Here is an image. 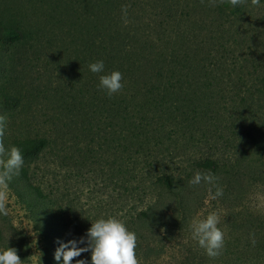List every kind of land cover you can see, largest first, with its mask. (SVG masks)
Listing matches in <instances>:
<instances>
[{
  "label": "rangeland",
  "instance_id": "rangeland-1",
  "mask_svg": "<svg viewBox=\"0 0 264 264\" xmlns=\"http://www.w3.org/2000/svg\"><path fill=\"white\" fill-rule=\"evenodd\" d=\"M50 2L0 0V20L34 31L45 24L42 15L47 12L45 7L51 8ZM79 4L87 11L81 12ZM170 4H177V11L181 12L179 20L172 21L171 26L175 27L172 29L179 32L178 29L182 27V30L185 29V37L191 33L190 27L202 24L209 26L206 42L213 40L210 31L216 32V29L218 33H225L229 39L236 38V41H226V55L219 53L214 59H210V54H205L202 50L197 54L189 52V59L184 57L182 60L177 59L176 65L174 63V74L162 69L161 74L164 75L159 77L155 67L143 72L146 75L136 72L130 79L132 84H127L124 78V88L111 97L99 88V76L119 71L121 65L116 57L110 61L107 56L98 55L90 63L103 61L104 72L96 74L84 69L78 79L76 67L81 63L72 58V62H68V55L70 50L85 47L75 40L69 44L62 43L65 46L60 50L52 48L42 57L44 59L33 53L31 60L21 61L8 58L11 56L8 45L0 43V92L16 93L22 97L21 103L9 109L0 104V115L6 118L4 136L0 140L6 149L28 143L37 147L30 154L21 150L24 164L9 182L12 188L8 185V214L0 215L1 250L20 238L28 247L24 248L27 251L25 258L21 255L22 252H17L24 264H44L46 255L43 253V244L49 245L50 241H55L58 237L52 240L47 238V241L42 233L48 235L57 231L58 236L70 235L80 222L87 219L93 221L91 217H101L99 206L116 205L113 203V200L117 201L116 197L112 200L109 194H114L112 182L106 181L103 172L110 168L114 159L112 145L117 146L113 141L97 147L94 132L102 129L105 135L104 132L111 127L109 120L112 118L115 123H119L120 118L116 116L117 111L113 106L100 110L99 116L91 115V111L101 107L103 101H114L117 95L122 99L130 95L149 102L150 106L141 103L142 107H126L125 112L130 114L133 122L138 123L141 119L147 124L149 136L143 142V159L147 158V154L151 157L157 155L154 150L156 147L161 151L165 149L166 154L172 155L168 160L172 162L171 166L166 171L177 180L184 179L197 163L204 160L211 159L224 164L227 155L229 156L228 150L233 151L235 156L241 155L244 160L264 166V0H260L259 6H252L251 1L244 3L231 12L223 9L219 0H216L215 5L212 0H80L78 8L83 17L80 19L82 22L78 23L81 27L84 21L92 20V28L86 24L83 29L89 38L97 31L109 27L113 30L118 20L120 27L117 26V29L128 30V33L124 37L120 30H115L118 35L116 39V33L111 31L115 35L112 41L121 48L127 47L129 52V48L134 50L132 45L136 46V43H132V33L135 30L140 31L138 36L141 38L148 30H156L159 24L169 25L164 12ZM122 5H128L130 23L127 26L121 18ZM119 12L121 15L117 19L101 21L103 16L117 15ZM53 32L58 34L56 26ZM121 35L124 39L119 37ZM81 37L80 32L79 40ZM97 42L100 43V40L97 39ZM102 45H97L99 51ZM206 46L208 50L218 49L217 44L213 47L212 43H206ZM121 48L119 54L122 52ZM88 52L92 53L90 49H84L86 55ZM50 56L55 58L50 60ZM176 66L183 72L179 73ZM5 68L11 75H18L16 85L11 78L4 83ZM90 72L92 78L89 76ZM141 75L144 76L143 79ZM164 77L170 82L191 78L189 80L194 81L197 88L185 87L182 93L179 92L180 95L177 94V99L166 97L170 92L168 88L162 89L159 97H152L147 83L154 80L167 82ZM96 82L98 85H95ZM87 83L95 85V94L90 88H87L86 93L84 87L88 86ZM126 90L128 91L125 92ZM185 94L190 96L191 103H185L179 98H183ZM173 106H176L177 112L172 109ZM133 109L135 115L132 114ZM121 126L123 131H131V125ZM247 134L250 136L247 137ZM259 137L261 148L256 146L253 139L258 141ZM102 139H111V135ZM39 142L42 144H38ZM149 147L151 149L146 151ZM132 164L134 165L130 168H134L130 172L142 176L145 174L146 162L141 161L135 165L132 161ZM23 168L27 170L29 180L21 175ZM32 182L41 188L46 196L45 200L36 196L30 186ZM137 183L133 180L130 187H135ZM143 188L139 195L129 198L122 205V214L129 215L144 210L153 203L158 189L151 184H146ZM212 191L214 193L216 190ZM244 192L247 193L241 202L234 204L237 206L234 214L242 212L244 219L247 216L249 221L258 224L260 220H264V183L257 181ZM207 195V190L201 193L202 200L193 221L203 219L211 212L219 215L218 227L224 232L222 254L215 259L210 258L193 238L192 225H187L184 236L182 233L181 237L187 238L184 243L190 239L192 244L188 247V244H178L180 239L173 241V248L168 247L161 258L150 260V264H229L231 252L226 244L241 237V232L228 228L229 204L221 197L208 201ZM33 214L36 215L35 218ZM103 214L102 211L101 215ZM187 248L194 249L198 254L201 252V258L185 262L187 256L184 250Z\"/></svg>",
  "mask_w": 264,
  "mask_h": 264
},
{
  "label": "trees",
  "instance_id": "trees-1",
  "mask_svg": "<svg viewBox=\"0 0 264 264\" xmlns=\"http://www.w3.org/2000/svg\"><path fill=\"white\" fill-rule=\"evenodd\" d=\"M49 1H51V8L45 7L47 12L42 15L45 24L40 25L34 31L30 32L23 26L17 27L11 23L0 20V43L8 45V50L11 54L8 58L14 61L31 60V55L35 53L39 56V58L44 59L42 57H45V55L48 54L49 50L52 48L57 47L60 50L65 46V44L62 43L69 44L75 40L85 47L70 50L68 55V62H72V59H74L81 63L76 67L78 79L81 77L84 69L89 70L88 64L93 60V58H96L98 55H102L107 56L110 61L112 58L116 57V60H118V63L121 65L119 72L123 75L122 83H124V78H126L127 84H132L130 79H132L133 75L135 76L137 74L136 72L141 74L146 70H151L152 67H155L158 69L157 73L159 77L164 75L161 74L162 69L174 74L176 70L174 63L176 65L178 63L177 59L182 60L184 57H187L189 52L197 54L200 50H202L205 54H210V59H214L216 56L220 55L219 53H224V55H226L224 49L226 41H236V38L232 39L231 37L229 39L225 36V33H218L216 29V32L213 30L210 31L213 40L211 42H206L205 40L208 39L209 26L202 24L197 25V27H190L191 33L185 37V29L182 30V27L178 29L179 32L172 29L175 28L174 26H171L172 21H178L181 12L177 11V4H170L166 7V12H164V17L169 19V25L159 24V27L156 30H148L146 34H142L141 38L138 36L141 34L139 33L140 31L135 30V32L132 33V43H136V46L132 45L134 50L131 51L129 48V52H127V47L121 48L118 43L112 41L115 37V35H113L115 30H120L119 32L123 33L124 37L128 33V30L119 28L120 26L118 20V25L113 24V30H111L112 27H109L108 29H103L97 31V33H93V35L88 38L83 29L86 28V24H89L91 28L93 24L92 20L88 19L82 23L83 26H79L78 22H82L80 19L83 17L78 8L80 0ZM85 1L88 2V0ZM250 1L251 0H246L245 3ZM222 8L231 12L236 10L238 7L232 8L227 3H224ZM83 9L84 8L81 6V12L87 11ZM118 15H121L120 12L117 15L107 14L103 16L101 21L105 22L110 18L117 19ZM189 15L191 14L189 13ZM120 19L121 18L119 16V21ZM55 26L57 27L58 34L53 32V28ZM117 26H119L118 29ZM67 28L73 29L74 31ZM143 29L144 28H142V30ZM80 32L82 33V37L79 40ZM123 35L119 37H123ZM96 36H98L97 39L100 40V43L97 42ZM117 38L118 35L116 33V39ZM141 39L144 41H140ZM206 43H212L213 47L217 44L218 49L208 50L206 48ZM100 44H103L101 51L97 49V45ZM200 45L202 47H200ZM21 46L23 47L20 48ZM77 46L78 45H76V48H78ZM86 48L90 49L92 53L88 52V55H86V53H84V49ZM120 48L122 50L121 54H119ZM117 51L118 53H116ZM117 54L119 55L117 56ZM54 58L55 56H50V60H53ZM219 67L222 68V66ZM181 72L183 71L179 69V73ZM3 73L4 83L7 82L9 78L13 80L14 85H16L19 81L18 75L16 73H12L13 75H11V72H8L7 68L3 70ZM143 74L146 75V73ZM89 76L92 78L93 75H91V72ZM143 77L144 76L141 75V79H143ZM164 79L167 82L161 81L160 83L158 80H154L153 82L150 81L147 83L150 90L148 92L152 95V97L158 96L162 93V89L166 90V88H168L170 92L166 94V97H173L177 99L178 95H180L179 92L182 93L185 87L192 86L197 88L194 81L192 82L189 80L191 78L185 77L182 81L173 80L171 82L165 77ZM166 83H169L170 85H166ZM91 84L87 83L88 86L85 85V91L87 93V88H90L95 94L96 90L93 87L98 85V83L96 82L95 85ZM127 91L128 90L125 92ZM127 97L128 98L126 99H122L117 95L114 101H103L101 107L95 108L91 111V115L99 116L100 110L113 106L115 107V111H117L116 116H119L120 118L119 123H115L112 118L109 120L111 127L107 128V132H104L105 135L103 134L102 129H96V132H94L95 144L97 147L102 143L108 144L113 141L116 143L117 147L112 145L114 155V159L111 163L112 169L110 166L108 170L103 172V176H105L106 181L112 182L111 185L114 194H109L111 195L112 200L116 197L117 201L114 202L113 200V203H116V205H112L111 207H105V205L99 206L98 212L101 217H91V219L95 221L100 218L115 217L124 221L128 229L137 234L138 246L136 248V253L141 260V264H150V260L161 258L164 251L167 250L168 247L173 248V241L180 239L178 244L182 243L183 246L188 244V247L192 244L190 239H188V242L184 243V239L187 238L181 237V234L183 233L184 236V232L186 230L185 227L187 225H192L193 218L196 215L198 206L202 200L201 193H204L210 186L203 183L201 185L193 186L189 184V181L193 178L197 171L202 173L211 172L215 177H217L215 182L216 185L223 189V196H221V199L226 201L230 207L229 218L227 219L228 228L241 232V237L234 238L226 244V247L231 252L229 264H264V220H260L257 224L254 221H249L247 216L246 219H244L242 212L237 215L234 214L237 207L234 204L235 202H238V204L241 202L244 195L247 193L244 191H247V189L257 181L264 183V166L258 162L254 164V162L244 160V157L241 155L235 156L233 151L230 152V150L227 149L229 151V156L227 155L224 164H219L211 159L204 160L197 163L192 170L185 175L184 179L177 180L166 171L171 166L172 162L168 160L171 159L172 155L169 156L166 154L165 149H162L161 151L159 147H156L154 150L157 151V155L151 157L147 154V158L143 159L145 154L143 151V142L149 136V132L146 129L147 124H145V120L141 119L138 120V123L133 122L130 114L125 112V108L130 106L142 107L140 105L141 103L142 105L147 104L148 106H150V104L146 99L130 95ZM179 98H181L185 103H191V98L187 94H185L183 98L181 96ZM21 102L22 97L20 98L16 93L13 94L7 91L0 92V104L6 109L12 108L14 105ZM172 109L176 111V106H173ZM132 114L135 115L134 109ZM122 124L131 125V131H123L121 126ZM155 133L157 135V132ZM108 135H111V139H102ZM249 136L250 135L247 134V137ZM100 139L102 140L100 141ZM253 139L256 141V146L261 148L262 143L260 137L258 141L256 138ZM38 144L41 145L42 143L39 142ZM163 146L165 145L163 144ZM18 148L20 150H25V154H30L32 150L37 147L35 148L33 144L28 143L18 144ZM150 149L151 148L149 147L146 151H149ZM131 160L134 161L135 165L141 163V161L146 162L147 168L143 176L129 171L134 168H130L134 165ZM127 161L130 162V164H127ZM21 175L29 180L26 169L23 168L21 170ZM133 180L138 183L135 187L131 188L130 184ZM143 184H151L158 189L153 203L148 205L144 210L137 211L129 215L122 214V205L129 200V198L139 195L144 189ZM30 186L35 191L37 197L45 200L46 196L42 193V190L38 187V185L32 182L30 183ZM10 188L12 187L10 186ZM212 190H216V188L213 187ZM14 194L16 196L18 195L15 190ZM24 209L29 213L26 207H24ZM102 211L104 212L103 215H101ZM32 216L34 218L36 217L35 214ZM90 227L91 221H88L87 219L84 222H80L78 226L75 227L73 232L67 236L62 234L58 236L57 231L49 233L48 235L47 233H42L44 240L47 241L48 239L52 240L54 237H58L55 241H50L49 245L48 243L43 244V253L46 255L44 256L46 260L44 264H63L62 258L60 261H56L54 259V253L59 247L58 242L67 243L69 240L78 241L82 237L86 241V233ZM253 236L256 241L254 246L252 244ZM1 240L2 239H0V242ZM86 246V243L78 244V247ZM8 247L15 248L17 252L19 250L22 252L21 255L23 258H25L27 251L24 248L28 247L25 243H23L22 239L17 238L16 240H13L11 245ZM184 251L187 256V258L184 259L185 262L195 259L199 260L202 256L201 252L198 254L194 251V249L187 248ZM90 257V252L82 253L81 256L75 258L71 264H76V260L79 259H83L86 261V264H90Z\"/></svg>",
  "mask_w": 264,
  "mask_h": 264
},
{
  "label": "clouds",
  "instance_id": "clouds-1",
  "mask_svg": "<svg viewBox=\"0 0 264 264\" xmlns=\"http://www.w3.org/2000/svg\"><path fill=\"white\" fill-rule=\"evenodd\" d=\"M203 2V0H201ZM215 5L216 0H212ZM246 0H219V3H227L232 8L244 4ZM260 0H251L252 6H259ZM121 18L125 26L130 23L128 19V5L121 6ZM92 73H103L104 62L96 61L89 64ZM123 75L119 71L99 76V88L106 91L109 97L119 93L123 88ZM6 118L0 115V138L4 136ZM24 164V156L16 146L5 148L0 140V215H7V202L9 199V182L14 174ZM217 177L211 172L202 173L197 171L189 181L190 185L196 186L207 184V200H215L223 196V189L216 185ZM216 191L213 193L212 188ZM220 217L216 212L209 213L203 219L193 221V238L199 247L203 248L210 258H217L224 249V232L218 227ZM87 240L82 237L77 240H69L67 243L58 242L59 247L54 253V259L63 260V264L71 262L80 257L82 253L90 252V264H141L137 256L138 237L134 231H130L125 222L115 217L100 218L91 221V227L86 233ZM252 237V244L255 245ZM86 243V247H78V244ZM0 264H24L17 254L15 248L7 247L0 250ZM76 264H86L83 259L76 260Z\"/></svg>",
  "mask_w": 264,
  "mask_h": 264
}]
</instances>
